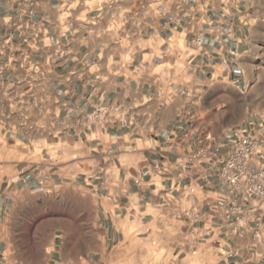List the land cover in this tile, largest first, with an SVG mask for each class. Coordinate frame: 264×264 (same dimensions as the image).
Wrapping results in <instances>:
<instances>
[{
	"label": "crops",
	"instance_id": "obj_1",
	"mask_svg": "<svg viewBox=\"0 0 264 264\" xmlns=\"http://www.w3.org/2000/svg\"><path fill=\"white\" fill-rule=\"evenodd\" d=\"M253 3L0 0V139L27 155L0 187V264H264V226L215 209ZM208 135L219 159L183 169ZM44 181L72 213L30 249L9 210Z\"/></svg>",
	"mask_w": 264,
	"mask_h": 264
},
{
	"label": "rangeland",
	"instance_id": "obj_2",
	"mask_svg": "<svg viewBox=\"0 0 264 264\" xmlns=\"http://www.w3.org/2000/svg\"><path fill=\"white\" fill-rule=\"evenodd\" d=\"M253 46L243 60V79L227 94L229 104L221 107V113L229 110V122L239 127L248 119H260L264 114V0H254ZM26 149L16 142L0 139V187L17 177L18 167L26 162ZM50 182H43L31 192L17 195V206L9 210L20 224H12L10 233L23 239L30 249L41 250L42 235L54 237L61 227L64 215L72 213V189L60 188Z\"/></svg>",
	"mask_w": 264,
	"mask_h": 264
},
{
	"label": "built area",
	"instance_id": "obj_3",
	"mask_svg": "<svg viewBox=\"0 0 264 264\" xmlns=\"http://www.w3.org/2000/svg\"><path fill=\"white\" fill-rule=\"evenodd\" d=\"M1 77V75H0ZM211 136H206L198 150L188 157L183 169L193 166L197 161H212L219 159L220 147H212ZM228 153L221 161L219 179L224 191L230 198L221 197L215 203V209L230 205L227 217L237 224L251 218L254 223V236L263 240L264 226V114L259 120L249 121L244 126L236 128L228 142ZM206 184L199 185V189H208ZM189 193L195 188L190 185ZM231 224H234L231 221ZM235 253H231L233 256Z\"/></svg>",
	"mask_w": 264,
	"mask_h": 264
}]
</instances>
